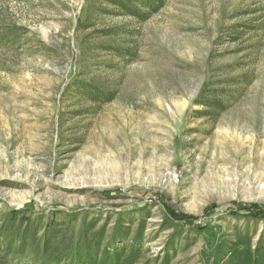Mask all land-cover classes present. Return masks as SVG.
<instances>
[{"label":"rangeland","instance_id":"374dc122","mask_svg":"<svg viewBox=\"0 0 264 264\" xmlns=\"http://www.w3.org/2000/svg\"><path fill=\"white\" fill-rule=\"evenodd\" d=\"M141 9L0 0L16 34L0 38V214L43 213L76 241L146 210L151 264H264V217L242 210L264 212V0ZM206 84L222 113L197 101Z\"/></svg>","mask_w":264,"mask_h":264},{"label":"trees","instance_id":"16d2710c","mask_svg":"<svg viewBox=\"0 0 264 264\" xmlns=\"http://www.w3.org/2000/svg\"><path fill=\"white\" fill-rule=\"evenodd\" d=\"M123 13L137 18H145L146 12L163 7L165 0H105ZM0 30L7 31L4 28ZM15 33L0 35V38ZM223 89H213L206 84L197 97L210 113H222L227 105ZM217 114V115H218ZM232 214L238 215V204H232ZM236 207V208H235ZM241 209V208H239ZM250 216L264 217L263 210L251 206ZM171 218L179 223L189 221V217L173 213ZM149 211L125 213L117 224L108 229V225L98 227L99 220H92L78 236L76 241L71 235V225L67 222L49 221L43 213L37 215L28 209L11 210L0 214V264H151L144 255L143 239L147 229ZM71 220V219H70ZM138 230L135 231V228ZM160 262V260L158 261ZM162 264H168V260Z\"/></svg>","mask_w":264,"mask_h":264}]
</instances>
